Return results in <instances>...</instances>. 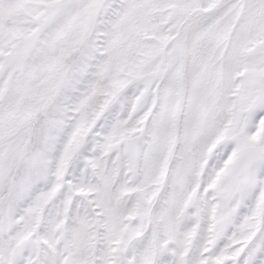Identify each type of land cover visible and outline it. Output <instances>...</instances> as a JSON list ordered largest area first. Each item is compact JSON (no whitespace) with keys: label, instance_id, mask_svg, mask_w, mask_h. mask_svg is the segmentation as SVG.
Returning <instances> with one entry per match:
<instances>
[{"label":"snow or ice","instance_id":"6c2138e0","mask_svg":"<svg viewBox=\"0 0 264 264\" xmlns=\"http://www.w3.org/2000/svg\"><path fill=\"white\" fill-rule=\"evenodd\" d=\"M0 264H264V0H0Z\"/></svg>","mask_w":264,"mask_h":264}]
</instances>
